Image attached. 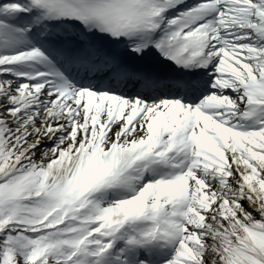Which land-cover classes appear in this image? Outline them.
I'll use <instances>...</instances> for the list:
<instances>
[{"label": "snow or ice", "instance_id": "obj_1", "mask_svg": "<svg viewBox=\"0 0 264 264\" xmlns=\"http://www.w3.org/2000/svg\"><path fill=\"white\" fill-rule=\"evenodd\" d=\"M0 264H264V0H0Z\"/></svg>", "mask_w": 264, "mask_h": 264}]
</instances>
